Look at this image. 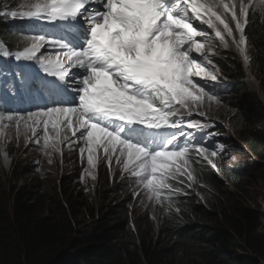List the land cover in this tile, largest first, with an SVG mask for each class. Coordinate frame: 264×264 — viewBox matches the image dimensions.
Wrapping results in <instances>:
<instances>
[{
    "label": "snow or ice",
    "instance_id": "1",
    "mask_svg": "<svg viewBox=\"0 0 264 264\" xmlns=\"http://www.w3.org/2000/svg\"><path fill=\"white\" fill-rule=\"evenodd\" d=\"M259 4L264 8V0ZM256 6L254 0L30 2L22 15L63 35L51 34L47 39L49 33L33 35L31 46L14 57L35 64L0 66L3 93L9 94L8 84L18 80L21 89L16 96L29 105L7 108L0 104V121L25 127L30 121L34 135L42 127L44 147L55 151L67 139L61 133L71 131L90 169L96 168L102 150L101 160L111 164L115 157L125 172L140 178L149 198L162 204L170 199L164 195L173 190L170 180L194 179L191 151L212 166L219 154L205 143L211 135L205 131L209 122L185 123L180 116L181 110L204 116L206 102L220 103L215 85L208 88L193 80H216L214 66H206L213 65L205 52V44H211L208 30L225 47V36L232 37L244 52L249 8ZM41 49L54 51L55 58L37 56ZM197 130L202 134L197 135ZM81 141L83 147H79Z\"/></svg>",
    "mask_w": 264,
    "mask_h": 264
},
{
    "label": "trees",
    "instance_id": "2",
    "mask_svg": "<svg viewBox=\"0 0 264 264\" xmlns=\"http://www.w3.org/2000/svg\"><path fill=\"white\" fill-rule=\"evenodd\" d=\"M256 5L249 8L245 53L264 91V8ZM17 8L13 0H0V39L13 52L28 45L13 38L37 26L13 16ZM224 54L219 62L230 83L209 109L259 162L196 163L194 179L208 204L187 198L182 214L156 219L132 210L124 184H110L105 175L103 194L90 204L69 192L66 178L47 181L43 190V181L27 183L20 168L11 183L0 167V264H264V211L247 206L257 187L255 168H264V105L241 60Z\"/></svg>",
    "mask_w": 264,
    "mask_h": 264
},
{
    "label": "rangeland",
    "instance_id": "3",
    "mask_svg": "<svg viewBox=\"0 0 264 264\" xmlns=\"http://www.w3.org/2000/svg\"><path fill=\"white\" fill-rule=\"evenodd\" d=\"M16 5L19 7L15 12H18V10H23L27 11L26 5L29 4L30 2H35V0H13ZM246 2V0H245ZM256 4L259 3V0H254ZM35 20V19H34ZM209 32V38L211 40V44L206 43L205 44V52L207 55L213 59V56L216 54V58L218 54L222 50H226L227 54H224V57H227L228 55L238 57L241 61L247 60L246 54L244 55L242 52H239L237 50V46L235 43H233V40L230 39V37L225 36V39L228 42V46L225 47L224 45L221 46V42L219 41L218 38H215L214 32L212 30H208ZM45 33H49V36H46L47 38H51V34L54 36H60L63 35L62 32L57 31L56 29H51L50 31H45L41 33H37L40 35H43ZM36 35L32 33V31H29V33H25L22 38L14 37L16 41H27L29 44V47L31 46L32 42V36ZM234 36L238 38L239 33L234 32ZM6 43H4L0 39V66H4L6 68H14L11 66L6 65L7 62V57L12 56L15 57V54H11L9 50L6 48ZM221 47V50H217V48ZM4 53H7V55H4ZM43 55L48 56L52 55V58H55L54 51L52 50H45L41 49V52H39L38 55ZM210 53V54H209ZM12 60V58H11ZM27 62H34V61H27ZM215 60L213 61V63ZM206 63V62H205ZM217 64V61L216 63ZM214 65V64H213ZM248 65H249V59H248ZM213 69V68H209ZM220 69V68H219ZM220 71V70H219ZM247 73L250 75V80H247L251 84L255 86V89L258 92L259 98L262 100L263 105H264V91L262 89V86L260 85L261 82V77H258V73L254 74L251 72L250 69L247 70ZM215 74L219 75V72H216ZM216 79L219 77V80L222 82V79L226 77L224 74H220L219 76L215 75ZM3 77L0 76V80H2ZM20 82L17 81H12L11 83L8 84V89L16 94L17 89H21V86L19 85ZM3 87L0 85V88ZM18 97V96H16ZM219 99V98H218ZM212 104L216 105L215 101L211 102ZM203 110H206V115L204 117L209 116L214 118L216 122H218V117L212 113L213 109H208V107H204ZM184 111V110H183ZM194 113H198L197 111H193ZM212 114V115H211ZM2 121H8V120H2ZM29 123H31L29 121ZM34 126H30L27 130L28 136L33 135V140L39 141V144L45 149V150H51L50 154H46L45 152H34L32 151V145L28 144L26 145L24 141L27 140V132L25 131L26 127L24 124L17 125L14 122L12 123H5L4 127H0V167L2 169V173L4 174L5 178L10 179L11 174L14 175V172L17 171L18 168L22 169L24 172L28 173L25 178H23L27 183H32V184H37L36 180H41L43 182H39L42 184V189L45 190L44 188L48 187L47 181H51L57 177V179H65L66 178V183L70 182V185L68 186V190L70 193H72L75 197L78 195H81L83 198L86 199L88 203L91 204V202H96L98 200L99 194H103L102 187L101 185H104V181L101 180L100 183L102 184H96L97 182V177L95 176V172L93 169H90L89 166L78 162L77 164L74 163V161L69 156L68 159H63L62 154L65 150L70 148L73 145V140L74 138L70 133L63 132L61 135L62 137H67L66 140L63 141L59 145V151H55L51 148H45L44 147V136L42 135V130L38 127L36 128V135L33 134L31 128ZM232 130V131H231ZM225 133L219 132L218 134H222V137L224 138V142L222 143V140L218 135H209L205 139L206 145L209 147V149L216 148L219 151V154L214 157L215 161V166L218 164H223L226 162L229 166H237L239 167L241 164L243 165H255L257 162H259V158L256 156H251L250 153H248L244 148L240 147V144L238 143V139L236 138V135L233 132V128L227 124L225 126ZM67 134V135H66ZM197 135H201V132H196ZM65 135V136H64ZM54 137V136H53ZM71 145V146H70ZM243 147V146H242ZM32 151V155L34 157H39L42 160L43 167L41 169H37L30 158V152ZM194 151V150H193ZM191 151L190 154L193 152ZM206 162L203 160V158H193V161L191 162V167L190 170L192 171L194 169V163L196 162ZM103 162H108V160L104 159ZM113 164V167L116 169V172L118 175L122 176L123 174V164L121 162H118L116 158L114 157L111 161ZM32 164V165H31ZM32 168H34V171H32ZM19 169V170H20ZM13 171V172H12ZM19 171H17L18 174ZM45 172V174H44ZM93 175L95 176V179H93ZM10 176V177H9ZM62 177V178H61ZM194 177V175H193ZM13 178V177H12ZM69 178V179H68ZM36 179V180H35ZM255 179L257 182V187L255 189V194L254 197L251 198L250 201L247 202V206L256 208V209H261L264 211V168L260 169L258 167L255 168ZM180 182H183V179H178ZM7 182V180H6ZM11 183H16L14 180L10 179ZM22 182V181H21ZM200 181H197L193 179L192 181H189L186 176H184V184L189 186L191 184L192 191L195 194L199 195V202H204V197L203 193L205 191H202V194L199 193V189L201 188L202 185L199 183ZM9 185L7 186V188ZM67 188V185L65 186ZM142 192L145 194L148 200V208L147 203L142 204L141 201L137 200L135 202L134 207L140 211L141 213L149 216L152 219H156L159 217H165L166 214V206L169 204H172L173 202H170L171 199L165 200L166 204H160L155 201V199H150L149 198V193L147 190L141 186ZM182 193V191H181ZM180 193V194H181ZM164 195H171L168 191H165ZM146 211V213H144ZM172 211H176L173 208H169V216L172 215ZM138 213V214H141ZM264 232V224H263V230Z\"/></svg>",
    "mask_w": 264,
    "mask_h": 264
},
{
    "label": "clouds",
    "instance_id": "4",
    "mask_svg": "<svg viewBox=\"0 0 264 264\" xmlns=\"http://www.w3.org/2000/svg\"><path fill=\"white\" fill-rule=\"evenodd\" d=\"M225 2H235V0H225ZM18 11H20V10H18ZM245 28H246V26H245ZM230 39L233 40L232 37H230ZM222 45L223 44L221 43V46ZM242 47L244 49L246 48V42H245V44ZM6 48L9 50V52L11 54L16 53V52H13L8 47H6ZM221 49L222 48L219 47L215 51H218V50H221ZM237 50L239 52H241L238 47H237ZM222 51L227 52L226 50H222ZM222 51L218 54L217 58H216V54H215V56H213L212 60L213 61L215 60V62L213 63L214 65H206L208 68H210V67L213 68V66H214V75H217V76H219L220 74H223L222 73V68H221L220 62H219L221 60L219 58L221 57ZM242 53L245 55L246 54L245 50ZM246 56H247V54H246ZM216 61H217V64H215ZM241 63H243V67H244V69L247 72V70L250 69L248 67V57H247V60H245L244 62L241 61ZM30 64H31V62H30ZM76 71H79V70H76ZM216 72H219V75L215 74ZM247 76H248L247 79H250V75L248 73H247ZM193 80L195 82L200 83V84H205L206 83L208 88H213V85H215L216 87L213 89V91L216 92V93H220V95L218 96L219 99H222L221 93L225 92V89H226L225 86H227L226 84L230 83L229 78L227 76L224 79H222V82L219 80V77L215 81H207V80L201 79L199 77H193ZM0 92H1L0 93V104H2L4 107H7V108H13V107H17V106L29 107V105H27V104H21L19 97H16V94L12 93L10 90H9V94H7V95H5L2 92V90ZM210 104H212V103L211 102L210 103L206 102L204 107H208V109H209ZM177 107H179V106H177ZM203 111L205 113H207L206 110H203ZM2 114L7 116V115L13 114V113L4 112ZM21 114L26 115V113H21ZM13 115H15V114H13ZM180 115L184 119L185 123H187L190 120H192V121H201V122H209L208 123V127L205 129V131H207V132H209V133H211L213 135H218L220 137V139L222 140V143L225 141L224 138L222 137V135L215 134L214 132L210 131V128L219 125V126H223V128L225 129V126H227L226 122H224V121L216 122L214 120L213 116L212 117H209V116L204 117V116H201L200 114L194 113V112H192V114L189 115L187 112L181 111ZM0 123H7L8 124V123H12V122L11 121H0ZM28 124L31 126V123L28 122ZM29 127H26V129H25L26 132H27ZM39 128L43 132L42 127H39ZM186 131H192V130L186 129ZM196 132H200V131L197 130ZM66 133L67 134L68 133L71 134V131H66ZM222 133H225V132H222ZM42 135H43V133H42ZM49 135L51 137H53V136H55V133L50 131ZM77 135H79V133H77ZM61 138H63L62 135H61ZM24 143L26 145L31 144L32 145V151H34V152H45L48 155L50 154L51 150H45L39 143H37V141L33 140V135L32 134L28 136V132H27V140L24 141ZM83 146H84L83 142L82 141L79 142V147H83ZM32 151L30 152L31 161H32L33 165L37 169H41L43 167L42 160L39 157L31 156L32 155ZM190 155L194 158L195 155H196L195 151H193ZM69 156H71L70 159H72L74 161V163L77 164L78 162H80V163H83V164L88 166L87 160H86V153L82 157V155H81V153L79 151V148L77 147V145L75 143H73V145L70 148H68L67 150H65L63 152L61 160H63L65 158V159H67L69 161L70 160V159H68ZM102 156H103V152L101 150V152H99L97 154V166H96L95 169H93L94 172H95V176L97 177L96 184L97 185L100 184V181L102 180V177L104 175L108 178L110 184H113V183L116 184V182L117 183L121 182V183L124 184V186L126 187L125 190L128 192V194L131 197L130 207H131L132 210H136L138 213H141L140 211H138L134 207L135 202L137 200L141 201L142 204H144V205H145V203H147V207L146 208H148L149 204H148L147 197L142 192L141 187H140V185L143 186L142 182L140 181V178L139 177H133L129 173L125 172L124 170H123L122 176L118 175L117 172H116V169L113 167L112 163L111 164H109V162L105 163V162H103V160L100 159V157H102ZM196 163H202V161L196 162ZM196 163H194V168L195 169H197L196 166H195ZM231 167H233V166H231ZM32 171H34V168H32ZM193 173H194V170H193ZM44 174H45V172H44ZM178 179H183V182H180ZM169 183L173 186V190L170 193L171 194L170 195V199H171L170 202H173V203L166 206L167 211H166L165 217L169 216V212H168L169 208H173L174 210L176 209V211H172L173 212L172 215L179 214L180 212L182 214V212L184 210V203L183 202H184L185 199H187V198H195V199H197V201L199 200V195L195 194L192 191V188H190L188 186V184L187 185L184 184V177H178L175 180H170ZM201 188H202V186H201ZM201 188L199 189V193L202 194V191H201L202 189ZM181 191H182V193H181ZM203 197H204L205 200H204V202H201V203H203L204 205H207L209 197L206 196V194H204ZM163 204H166V202L164 201ZM177 209H179V211H177ZM144 213H146V211H144ZM149 219H151V218L149 217Z\"/></svg>",
    "mask_w": 264,
    "mask_h": 264
},
{
    "label": "bare ground",
    "instance_id": "5",
    "mask_svg": "<svg viewBox=\"0 0 264 264\" xmlns=\"http://www.w3.org/2000/svg\"><path fill=\"white\" fill-rule=\"evenodd\" d=\"M9 66H11V65H9ZM5 126V123H0V127L2 128V127H4Z\"/></svg>",
    "mask_w": 264,
    "mask_h": 264
}]
</instances>
